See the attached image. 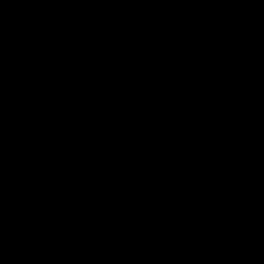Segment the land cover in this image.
I'll return each mask as SVG.
<instances>
[{"label":"water","instance_id":"obj_1","mask_svg":"<svg viewBox=\"0 0 264 264\" xmlns=\"http://www.w3.org/2000/svg\"><path fill=\"white\" fill-rule=\"evenodd\" d=\"M0 264H264V0H0Z\"/></svg>","mask_w":264,"mask_h":264}]
</instances>
